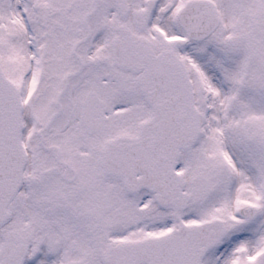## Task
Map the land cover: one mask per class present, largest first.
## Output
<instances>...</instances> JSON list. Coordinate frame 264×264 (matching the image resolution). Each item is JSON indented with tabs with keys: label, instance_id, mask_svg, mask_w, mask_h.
Listing matches in <instances>:
<instances>
[{
	"label": "snow or ice",
	"instance_id": "snow-or-ice-1",
	"mask_svg": "<svg viewBox=\"0 0 264 264\" xmlns=\"http://www.w3.org/2000/svg\"><path fill=\"white\" fill-rule=\"evenodd\" d=\"M0 264H264V0H0Z\"/></svg>",
	"mask_w": 264,
	"mask_h": 264
}]
</instances>
